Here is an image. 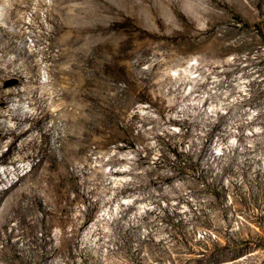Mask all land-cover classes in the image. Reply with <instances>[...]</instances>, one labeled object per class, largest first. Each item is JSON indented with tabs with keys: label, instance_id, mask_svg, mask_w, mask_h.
I'll use <instances>...</instances> for the list:
<instances>
[{
	"label": "rangeland",
	"instance_id": "374dc122",
	"mask_svg": "<svg viewBox=\"0 0 264 264\" xmlns=\"http://www.w3.org/2000/svg\"><path fill=\"white\" fill-rule=\"evenodd\" d=\"M183 5L170 33L117 15L167 36L142 35L136 55H115L126 35L112 39L79 124L83 153L61 191L37 187L0 220V264H264V0H210L199 17ZM176 148L193 154L196 173L179 169ZM10 157L1 171L15 167ZM22 162L11 179L32 170Z\"/></svg>",
	"mask_w": 264,
	"mask_h": 264
},
{
	"label": "bare ground",
	"instance_id": "6f19581e",
	"mask_svg": "<svg viewBox=\"0 0 264 264\" xmlns=\"http://www.w3.org/2000/svg\"><path fill=\"white\" fill-rule=\"evenodd\" d=\"M3 1L0 0L2 4ZM8 2L10 5L0 14V166L10 153L9 162L15 167L0 170V220L13 218L37 187L55 182L56 190L61 191L63 177L74 165V155L83 149L79 145L85 138L79 124L93 97V76L99 64L109 58L112 39L126 35L115 55H136L129 48L142 35L167 36L156 31L157 26L176 22L178 4H186L196 17L210 12V0H39L32 22H26L20 14L30 11L36 1ZM42 10L50 27L44 22ZM122 12L156 30L142 27L141 31L136 22H118L117 15ZM11 25L20 34L13 33ZM26 26L33 35L35 49L24 43ZM123 26L124 30L116 29ZM114 28L117 32H113ZM38 56L47 63L46 83L42 82ZM11 79L15 84L5 87ZM25 103L31 110L24 108ZM4 147L8 152L3 151ZM57 153L60 157L55 159ZM18 161L32 162V170L11 179L13 173L23 169L16 165ZM7 182L11 184L4 186ZM28 205L27 202L29 210Z\"/></svg>",
	"mask_w": 264,
	"mask_h": 264
},
{
	"label": "trees",
	"instance_id": "16d2710c",
	"mask_svg": "<svg viewBox=\"0 0 264 264\" xmlns=\"http://www.w3.org/2000/svg\"><path fill=\"white\" fill-rule=\"evenodd\" d=\"M260 112H261V115H264V109H260L257 112V114ZM259 128L261 129V125H259ZM250 134L252 135L255 134L254 130L251 129ZM206 141L208 142V139ZM182 150L183 151L176 148L172 151V156L175 157L177 166L183 172H186L189 174L196 173L199 167V164L194 160L193 154L187 151V149H182ZM224 153L225 152H222L221 155H223Z\"/></svg>",
	"mask_w": 264,
	"mask_h": 264
}]
</instances>
